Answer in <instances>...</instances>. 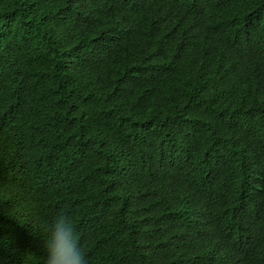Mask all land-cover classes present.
<instances>
[{
	"label": "trees",
	"instance_id": "trees-1",
	"mask_svg": "<svg viewBox=\"0 0 264 264\" xmlns=\"http://www.w3.org/2000/svg\"><path fill=\"white\" fill-rule=\"evenodd\" d=\"M61 212L89 264H264V0H0V264Z\"/></svg>",
	"mask_w": 264,
	"mask_h": 264
},
{
	"label": "clouds",
	"instance_id": "clouds-1",
	"mask_svg": "<svg viewBox=\"0 0 264 264\" xmlns=\"http://www.w3.org/2000/svg\"><path fill=\"white\" fill-rule=\"evenodd\" d=\"M40 238L44 264H89L75 225L66 213H57Z\"/></svg>",
	"mask_w": 264,
	"mask_h": 264
}]
</instances>
